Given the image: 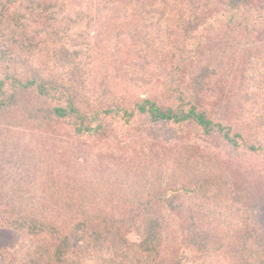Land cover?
<instances>
[{
  "label": "trees",
  "instance_id": "trees-1",
  "mask_svg": "<svg viewBox=\"0 0 264 264\" xmlns=\"http://www.w3.org/2000/svg\"><path fill=\"white\" fill-rule=\"evenodd\" d=\"M72 8L0 0V115L27 102L47 124L28 141L0 126V230L22 234L0 264H264V229L245 191L242 202L223 197L234 184L212 147L264 157L248 121L216 110L230 83L253 109L264 101V0ZM181 33L189 48L176 47ZM149 42L175 45L164 64L173 89L163 101H117L101 70L119 68L126 48L159 62ZM149 150L156 157L140 163Z\"/></svg>",
  "mask_w": 264,
  "mask_h": 264
},
{
  "label": "rangeland",
  "instance_id": "rangeland-1",
  "mask_svg": "<svg viewBox=\"0 0 264 264\" xmlns=\"http://www.w3.org/2000/svg\"><path fill=\"white\" fill-rule=\"evenodd\" d=\"M70 2L71 7H73L72 9L75 11L81 7H85L88 0H70ZM173 38L176 39V43L178 44L174 43L176 44V47H179V49H183L184 47L189 48V45L187 44H189L190 41L186 38L185 34L181 33L178 34V37ZM148 45L151 46L149 48L151 54H156V57H161V59L159 58V62H157L158 58H156L155 60L157 61L153 60L154 63L152 64V59L148 58L141 48H126V56H122V63L119 68L112 66L109 69L106 67L101 70L98 80L100 82L103 80L107 83L111 95L115 97L114 99H117V101L125 99L126 103H130L135 99L146 97L148 95L161 99L159 101H163L169 96L171 90L173 89L169 87V77H167L169 67L164 64L168 62V58H171L172 51L175 54L177 53V49H172V45L174 44L170 45L163 42H149ZM109 46L114 45L113 43H110L107 47L103 48L102 51L105 53L108 50H113V47L109 48ZM205 48L206 47L202 48L204 53L206 51L208 52V48ZM163 53L164 55L162 58ZM213 57L214 56L211 57L212 60L214 59ZM216 61L217 59L213 63H216ZM236 87H239L237 83L233 84V88L232 83H230L229 91L228 86L221 91L223 100L222 103L218 104L216 110H221L220 112L217 110L219 113L223 112L221 115H228V113H232L235 117L238 116L237 118L240 119L241 125L246 124L245 121H248V127L250 128L251 126L252 128H250L251 130H248L254 132L256 137L260 138V142H263L264 101L261 102L258 110L253 109V105L247 101L248 94L245 93L246 91H242V89L239 91ZM228 98L231 100L229 101ZM36 109L37 107H35L34 104L26 102L20 110L16 111L9 117L0 115V126L9 130L8 134L11 138H20L24 141L31 139L35 140L36 138L44 135L40 134L39 127L45 125V128L47 126V124L43 121H38ZM213 145L212 147L214 148V152L221 153L218 155L220 161L222 159V161H225L226 164L229 165L230 176H228V178L232 181V184H234V187H228L230 191L225 192L223 197H237L239 201L242 202L241 199L243 198L241 193L245 191L246 196L244 203L252 207L254 220L264 229V157L244 150L235 151L233 148L226 147L221 142L219 144L216 143L214 146ZM71 154L72 153L67 154L66 159H70L71 156L73 158V155ZM78 154V150L76 149V152H74V158H76L75 155ZM154 154V150H149L146 156L140 158L141 161L139 162L146 164L151 158L154 159L156 157ZM168 157V154L164 156V158ZM111 159L115 161L117 160L118 163L125 162L124 164H127V162L130 161L124 153H115L111 156ZM231 185L228 184V186ZM238 192L241 199L237 196ZM21 239L22 234L18 231L1 229L0 250H18Z\"/></svg>",
  "mask_w": 264,
  "mask_h": 264
}]
</instances>
